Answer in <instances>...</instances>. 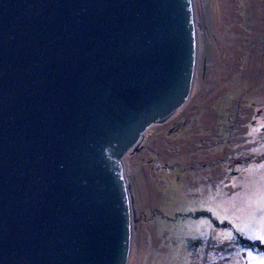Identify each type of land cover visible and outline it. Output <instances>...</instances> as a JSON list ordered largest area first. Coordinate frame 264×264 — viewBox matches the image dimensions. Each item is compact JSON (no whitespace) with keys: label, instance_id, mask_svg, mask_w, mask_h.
<instances>
[{"label":"water","instance_id":"95a60500","mask_svg":"<svg viewBox=\"0 0 264 264\" xmlns=\"http://www.w3.org/2000/svg\"><path fill=\"white\" fill-rule=\"evenodd\" d=\"M191 0H0V264H128L120 158L187 101Z\"/></svg>","mask_w":264,"mask_h":264},{"label":"rangeland","instance_id":"374dc122","mask_svg":"<svg viewBox=\"0 0 264 264\" xmlns=\"http://www.w3.org/2000/svg\"><path fill=\"white\" fill-rule=\"evenodd\" d=\"M190 95L121 160L128 264H264V0H191Z\"/></svg>","mask_w":264,"mask_h":264},{"label":"snow or ice","instance_id":"6c2138e0","mask_svg":"<svg viewBox=\"0 0 264 264\" xmlns=\"http://www.w3.org/2000/svg\"><path fill=\"white\" fill-rule=\"evenodd\" d=\"M260 239H261L262 241H264V236H261Z\"/></svg>","mask_w":264,"mask_h":264}]
</instances>
